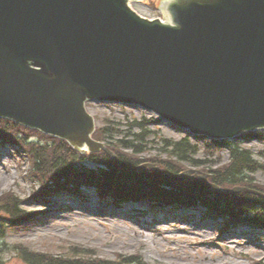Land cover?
<instances>
[{
  "label": "water",
  "instance_id": "1",
  "mask_svg": "<svg viewBox=\"0 0 264 264\" xmlns=\"http://www.w3.org/2000/svg\"><path fill=\"white\" fill-rule=\"evenodd\" d=\"M138 0H0V118L67 142L80 153L104 151L92 138L88 101L137 106L209 140L264 129V0H162L147 19ZM200 173V175H199ZM192 174V175H191Z\"/></svg>",
  "mask_w": 264,
  "mask_h": 264
},
{
  "label": "rangeland",
  "instance_id": "2",
  "mask_svg": "<svg viewBox=\"0 0 264 264\" xmlns=\"http://www.w3.org/2000/svg\"><path fill=\"white\" fill-rule=\"evenodd\" d=\"M160 1L140 0L130 2L129 6L138 15L154 19L161 17ZM86 109L94 117L96 130L103 128L108 119L122 126L119 127L123 130L120 137L128 132L129 123L145 119V127L154 132L145 152L136 156L145 163H151L153 157L166 158L162 139L174 141L189 137L154 113L135 106L87 102ZM31 139L37 138L31 136ZM189 140L198 148L195 159L208 163L204 168L182 164L180 173L194 169L222 170L228 162L226 149L208 155L203 150L207 142L194 137ZM230 142L250 151L255 160L264 164V139L243 134ZM87 166L93 167L92 164ZM27 169V159L18 146L11 142L0 143V197L10 193L20 201L22 210L38 212L32 219L13 223H8L0 213V259L6 264H23L16 253L19 246L56 256L76 248L113 261L135 256L143 264H264L263 231L223 227V220L206 216L200 206L178 209L164 206L170 211L162 213L156 210L157 206L149 209L144 202L115 206L109 200H99L91 191L80 197L59 194L44 202L34 198L36 185L31 182ZM253 177L255 184L264 188V170L255 172ZM98 207L103 210L98 211Z\"/></svg>",
  "mask_w": 264,
  "mask_h": 264
},
{
  "label": "trees",
  "instance_id": "3",
  "mask_svg": "<svg viewBox=\"0 0 264 264\" xmlns=\"http://www.w3.org/2000/svg\"><path fill=\"white\" fill-rule=\"evenodd\" d=\"M144 121L146 120L129 123L128 132L120 137L123 130L119 127L122 126L107 119L106 125L96 130L92 137L104 142L116 155L120 165L138 167L145 162L140 158L136 159V156L145 152L149 137L154 133L145 127ZM31 136L37 139L32 140ZM246 136L264 139V130L250 132ZM4 142H11L24 152L28 176L36 185L34 198L44 202L60 196L59 194L80 197L86 191H93L99 199L110 200L115 205L145 202L152 207L161 208L200 206L208 217L223 220L227 226L250 227L264 232L262 197L245 192L229 195L213 191L195 175L189 180L176 182L151 168L138 171L121 169L103 151L81 154L63 140L0 119V143ZM161 143L165 148L163 153L166 158L160 160L153 157L150 162L170 176L177 177L181 174L182 164L204 168L208 163L195 159L198 148L188 137L174 141L162 139ZM211 143L204 147L205 154L214 155L226 149L229 160L222 170L203 172L208 175L209 182L225 190L244 187L264 194V188L255 184L253 177L255 172L264 170L263 163L255 160L250 151L237 143L226 140ZM87 164H92L93 167H88ZM0 213L8 223L32 219L38 214L22 210L20 201L10 193L0 197ZM16 251L23 264H143L135 256L113 261L92 256L89 251L76 248H69L61 256L32 252L22 246L16 248ZM0 264L6 263L0 259Z\"/></svg>",
  "mask_w": 264,
  "mask_h": 264
},
{
  "label": "bare ground",
  "instance_id": "4",
  "mask_svg": "<svg viewBox=\"0 0 264 264\" xmlns=\"http://www.w3.org/2000/svg\"><path fill=\"white\" fill-rule=\"evenodd\" d=\"M263 130L264 129H260V130H256V131H253V132H260V131H263ZM253 138H256V137H253ZM101 210H103V209L98 207V211H101ZM118 211H122V210H118Z\"/></svg>",
  "mask_w": 264,
  "mask_h": 264
}]
</instances>
